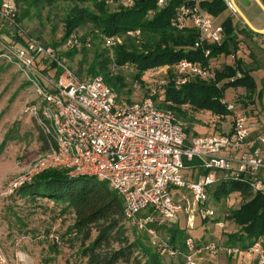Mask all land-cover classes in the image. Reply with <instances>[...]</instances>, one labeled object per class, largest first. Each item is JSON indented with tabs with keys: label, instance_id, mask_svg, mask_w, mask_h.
Here are the masks:
<instances>
[{
	"label": "built area",
	"instance_id": "built-area-1",
	"mask_svg": "<svg viewBox=\"0 0 264 264\" xmlns=\"http://www.w3.org/2000/svg\"><path fill=\"white\" fill-rule=\"evenodd\" d=\"M222 1L231 14L237 13L234 0ZM108 3L113 1L108 0ZM157 3L161 6L164 0ZM122 4L130 6L132 0H123ZM11 12L9 0H4L0 14L10 25L15 24ZM187 23L200 34L195 46L202 40L220 43L223 39L222 25L214 23L212 17L197 6H182L172 24L182 27ZM17 32L24 43L8 44L1 55L16 65L34 91V98L23 112L35 121L45 150L1 187L0 203L38 173L64 169L72 176H91L107 183L121 197L126 220L141 225L151 221L149 216L138 217L147 208H152L166 221L174 220L184 211L185 205L180 199H173L170 190L184 188L191 195L186 224L192 228L197 210L204 217L214 215L212 210L200 208L208 200L205 188L214 182L245 180L253 191H263L259 172L264 170V136L254 135L255 122L235 112L232 104L227 105V109L234 112L228 131L188 135L172 110L159 108L151 97L126 103L101 76L76 75L67 65L62 48L46 47L23 30ZM137 34L138 31L128 32L132 36ZM116 39L119 41L115 36H104V46L111 49ZM75 42V39H68L64 48H73ZM208 53L206 50L205 55ZM40 58L52 67L46 69L42 63L36 65L35 61ZM208 67L180 60L173 71L176 85L194 76L205 78L209 75ZM159 84L160 88L164 80ZM159 88L152 89V95ZM184 160H197L199 169L207 173H201L194 181L186 180ZM217 172L221 174L218 176ZM184 247V251L169 250L171 256L182 257L184 264H197L195 255L201 251L211 255L223 252L230 257L245 254L255 257L257 264H264L259 242L242 250L217 242L197 244L186 237Z\"/></svg>",
	"mask_w": 264,
	"mask_h": 264
},
{
	"label": "rangeland",
	"instance_id": "rangeland-1",
	"mask_svg": "<svg viewBox=\"0 0 264 264\" xmlns=\"http://www.w3.org/2000/svg\"><path fill=\"white\" fill-rule=\"evenodd\" d=\"M3 1L0 0V7ZM122 1L108 4L111 9H114L118 4H122ZM9 2L15 24L10 25L9 20L1 18L0 14V30H2L0 31V189L6 182L18 176L44 148L40 130L34 120L23 112L34 98V91L24 81L16 65L1 55L8 44H15L9 37L13 33L19 35L17 30H23L28 37L38 39L46 47L55 48V50L62 48L67 58V65L80 77H89L92 67H96V50L106 48L103 37L91 33L88 25L77 28L62 40L63 20L72 7L69 2L40 5L16 4L14 0ZM234 2L238 11L235 15L232 14V17L240 26L244 25L243 22L245 23L243 15L253 25L264 24V10L254 0L247 6L241 4L239 0ZM261 2L264 6V0ZM229 14L230 11L224 10L213 19L214 23H220ZM6 30H9L11 34L6 35ZM241 35L246 46H240L242 52L238 55L242 58L244 67L252 70L251 73L256 82L254 97L252 96L251 99L242 87H228L224 91L221 102L227 105L232 104L235 112L245 114L261 129L264 128V51L249 46L252 42L249 33L245 32ZM73 38L76 41L75 46L70 49L64 48L66 41L74 40ZM120 41L116 39L117 43ZM73 50L78 51L71 58L67 57L69 51ZM109 56L113 57L111 50ZM231 61L230 57L225 56L211 60L209 74H213L215 69H221L226 63L231 64ZM108 67L112 75L122 77L125 86L119 95L128 103L147 97L152 98L151 90L159 88V82L166 80L169 70L167 66H162L147 69L136 75L137 71L131 65L116 67L111 64ZM139 78L144 81L143 85L139 82ZM159 101L163 99L157 97L155 103ZM180 110L185 111L184 116L176 115V108L173 110L174 115L187 128L189 135L228 131L234 118V112L222 118L209 111L193 109L188 105L181 107ZM196 161L184 160L186 167L183 169V176L188 181L196 180L197 171L194 172L192 167ZM220 174L221 172H217L218 176ZM217 183L214 182L205 188L208 200L205 206L200 205V208L212 210L213 216L204 217L201 211L197 210L194 215V225L188 228L186 212L189 210L191 195L184 188H172L171 197L183 202L184 211L179 212L172 221L164 220L155 211L151 213L147 210L142 211L140 218L145 214L151 218V221L143 225L127 222L130 240L136 237L142 238L145 245L159 254L161 264H184L182 257L171 256L169 253L170 249L175 248L168 242L165 232L171 228V225H178L184 229L179 242L188 235L196 243L217 242L226 245L225 234L237 229L235 223L226 219V213L227 210L239 206L241 197L239 193L232 192L216 201L212 193ZM62 207V204L54 203L45 197L30 198L15 195L2 199L0 203V264H87L86 259L81 255L80 238L70 229L73 216L69 211H61ZM152 221H157V226L161 229L147 225ZM55 236L62 240L61 245L53 244ZM159 243L163 245L158 246ZM135 256L140 261L138 264H145L146 256H143L141 251H136ZM195 256L197 264H257L255 257H248L245 254L230 257L223 252L211 255L201 251Z\"/></svg>",
	"mask_w": 264,
	"mask_h": 264
},
{
	"label": "trees",
	"instance_id": "trees-1",
	"mask_svg": "<svg viewBox=\"0 0 264 264\" xmlns=\"http://www.w3.org/2000/svg\"><path fill=\"white\" fill-rule=\"evenodd\" d=\"M14 1L16 4L26 5L71 3L72 7L63 20L62 40L84 25L90 26L91 33L102 37L120 38L121 41L115 42L111 49L96 50V67H92V72H89V76H101L104 82L118 94L125 85L122 77L112 75L108 67L111 64L116 67L131 65L137 71L136 75L147 69L167 66L169 68L167 78L164 79V84L158 92L152 95V100L156 102L157 97L163 99L156 105L162 109L176 108V115L184 116L185 111L180 109L188 105L193 109L209 111L224 118L232 113L227 109V104L221 102L228 87H242L251 99L252 96L254 97L256 82L252 70L244 67L242 58L238 55L242 52L240 46L243 45L241 41L243 35L241 34L247 32L246 26H240L230 13L220 22L224 31L220 43L202 40L199 46H195L200 40V34L194 26L190 23L182 27L172 24L179 16L182 6H197L214 19L226 10L222 0H164L161 6L158 5V0H132V5L118 4L114 9L110 8L108 0ZM112 1L115 3L118 0ZM129 31H138V36L128 35ZM6 33V35L11 34L9 30H6ZM9 38H12L11 41L15 44L24 43V38L14 33ZM110 50L112 58L109 56ZM206 50L209 51L207 55H205ZM77 51H69L67 57L71 58ZM219 56L230 57L232 63H226L221 69L213 70V74L205 78L194 76L176 85L173 71L180 60L210 67L211 60ZM41 63L47 66L46 69L52 67V64L42 58L35 61L36 65ZM139 82L141 85L144 84L141 78ZM185 131L188 134L187 128ZM43 146L44 151L45 145ZM196 166L198 163L194 162L192 167ZM200 171L202 174L207 173L202 169ZM232 192L239 193L241 202L238 207L227 210L226 219L235 223L237 229L225 234L226 244L245 250L254 242H259L264 252V191H253L245 180L232 179L219 181L212 195L216 201H219ZM15 195L30 198L45 197L54 203L62 204L61 211H69L73 216L70 229L80 238L81 255L86 259L87 264L132 262L138 264L140 261L135 256L136 251H141L142 255L146 256L145 264H161L159 254L145 245L142 238L136 237L130 240L123 201L104 181L85 175L72 176L67 170L54 168L38 173L29 182L17 187L8 197ZM146 210L148 213L154 211L152 208ZM140 214L141 212L138 214L139 217ZM143 215L142 218L145 217V214ZM157 224V221L147 223L148 226H156L155 229L160 228ZM165 232L168 242L184 251V240L190 237L185 235L182 241H178L184 229L178 225H171V228ZM53 240L56 246L62 244L58 236Z\"/></svg>",
	"mask_w": 264,
	"mask_h": 264
},
{
	"label": "crops",
	"instance_id": "crops-1",
	"mask_svg": "<svg viewBox=\"0 0 264 264\" xmlns=\"http://www.w3.org/2000/svg\"><path fill=\"white\" fill-rule=\"evenodd\" d=\"M252 0H249V4H251ZM256 3H258L260 5V7L264 10V6L261 2V0H254ZM243 18L245 19V23L243 22L242 24H244L243 26H246L247 28V33H249L251 41L249 46H254L256 49L258 50H262L264 51V24L263 25H253L244 15ZM241 41L243 42V45L246 46V43H244V41L242 40V36H241ZM254 48V49H255ZM262 68V67H260ZM259 69V68H257ZM261 134L262 136H264V128L259 129L258 127L255 128L254 131V135H258ZM197 162V161H196ZM193 171H197V176L196 179L198 178V176L201 174V171L199 169L198 166H196L195 168H193ZM260 175V180L262 182V188L264 191V170H261L259 172ZM240 259V258H239Z\"/></svg>",
	"mask_w": 264,
	"mask_h": 264
},
{
	"label": "water",
	"instance_id": "water-1",
	"mask_svg": "<svg viewBox=\"0 0 264 264\" xmlns=\"http://www.w3.org/2000/svg\"><path fill=\"white\" fill-rule=\"evenodd\" d=\"M239 2L245 6L249 5V0H239Z\"/></svg>",
	"mask_w": 264,
	"mask_h": 264
}]
</instances>
